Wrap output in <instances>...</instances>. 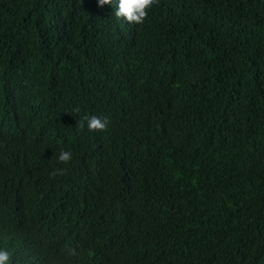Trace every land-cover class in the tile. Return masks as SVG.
I'll use <instances>...</instances> for the list:
<instances>
[{
  "label": "trees",
  "instance_id": "16d2710c",
  "mask_svg": "<svg viewBox=\"0 0 264 264\" xmlns=\"http://www.w3.org/2000/svg\"><path fill=\"white\" fill-rule=\"evenodd\" d=\"M116 4L0 0V249L264 264V0H159L138 25Z\"/></svg>",
  "mask_w": 264,
  "mask_h": 264
},
{
  "label": "clouds",
  "instance_id": "9594fccd",
  "mask_svg": "<svg viewBox=\"0 0 264 264\" xmlns=\"http://www.w3.org/2000/svg\"><path fill=\"white\" fill-rule=\"evenodd\" d=\"M159 0H118L116 4V11L114 15L117 18H122L128 24H142L148 15V10L157 4ZM113 4V0H98V6ZM74 113L80 110L74 109ZM81 129L85 126L89 132H100L107 128L109 123L106 117L101 118L96 115L85 114L78 122ZM72 160V153L70 151H61L58 155L57 161L59 163L67 164ZM66 173V169L60 168L53 170L50 175L56 177L62 176ZM11 254L7 250L0 249V264H10Z\"/></svg>",
  "mask_w": 264,
  "mask_h": 264
}]
</instances>
